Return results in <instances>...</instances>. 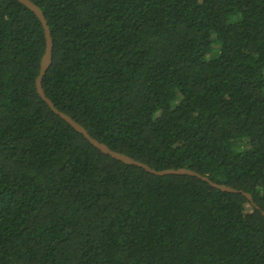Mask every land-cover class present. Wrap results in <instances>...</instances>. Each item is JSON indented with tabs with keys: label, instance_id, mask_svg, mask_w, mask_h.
<instances>
[{
	"label": "trees",
	"instance_id": "obj_1",
	"mask_svg": "<svg viewBox=\"0 0 264 264\" xmlns=\"http://www.w3.org/2000/svg\"><path fill=\"white\" fill-rule=\"evenodd\" d=\"M0 0V264H264V0Z\"/></svg>",
	"mask_w": 264,
	"mask_h": 264
},
{
	"label": "water",
	"instance_id": "obj_2",
	"mask_svg": "<svg viewBox=\"0 0 264 264\" xmlns=\"http://www.w3.org/2000/svg\"><path fill=\"white\" fill-rule=\"evenodd\" d=\"M16 1L20 2L21 4L26 6L30 11H32L35 14V16L38 18V20L40 21L43 27L46 45H45L44 54L41 58L39 74L35 80V85L38 95L47 104V106L54 114L58 115L61 119H63L67 124H69L76 132L81 134L92 146L97 148L100 152H102L105 155L111 156L113 159L117 161H120L127 165L140 167L144 169L146 172L153 174L155 176L178 175V176H192L199 178L202 181L208 183L211 187L216 188L222 192L243 195L244 197L247 198L248 201L251 202L253 207L259 209V207L254 202L253 196L250 193H247L243 190H237L224 184L215 183L212 180H210L208 177L202 176L201 174L190 169L178 168V169H167V170H155L149 167L145 163L139 162L125 154L114 151L111 148H109L106 144L99 142L98 140L93 138L83 126H81L79 123L73 120L69 115L58 110L54 106L52 101L49 98H47L42 87V80L52 63V52H53V40L47 20L41 9L31 0H16ZM262 214L264 215V212H262Z\"/></svg>",
	"mask_w": 264,
	"mask_h": 264
}]
</instances>
